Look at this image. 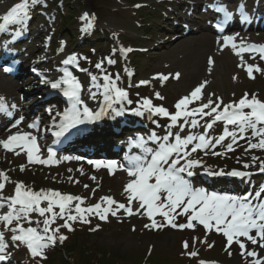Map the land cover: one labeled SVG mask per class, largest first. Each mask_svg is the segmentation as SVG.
I'll return each mask as SVG.
<instances>
[{
    "label": "rangeland",
    "instance_id": "rangeland-1",
    "mask_svg": "<svg viewBox=\"0 0 264 264\" xmlns=\"http://www.w3.org/2000/svg\"><path fill=\"white\" fill-rule=\"evenodd\" d=\"M15 1L17 0H0V16L2 11ZM187 1L191 0H40V4L30 7L29 14L26 16L30 18L28 24L23 27L22 23L25 22V17H23L9 30L14 32L9 36L12 40L18 35L17 30L21 31L25 28L30 30L31 35L35 36L30 40L33 44L24 43V41L14 44V47L24 53L35 50L38 56L32 59L29 67L30 75L24 84L14 83L13 85L10 82L11 87H14L12 90L11 87L0 86V97H7L8 99L4 100L10 101V95L13 93L15 99L19 101L24 98L23 89H44L43 83L46 80L39 75V72L47 74L48 78H51L48 81L60 79L62 61L66 56L74 54L88 70L82 75L89 89L86 92L89 99H93L91 93L97 91L92 87L89 73L95 75L101 84L106 74L113 78L119 77L116 80L117 86L126 90L132 101V104L122 102L120 106H123L128 115L136 116L137 119L135 117L126 118L118 123H149L151 127H172L176 131L189 125L196 127L194 131L200 132L203 124L212 119L211 117L196 115L187 119L181 118L176 125H173L169 117L149 113L142 108L140 109L142 114L137 115L134 109L140 108L143 98H149L154 106H163L170 114H174L176 112L174 105L177 101L205 82V87L202 89V100L194 101L189 108H196L200 103L207 102L209 98L215 100L216 97L222 98L227 104L238 101L245 93L249 98L255 95L264 101V60L260 59V55L238 57L230 47L220 42L217 45L225 51L227 49L225 55L229 57L231 64L223 62L222 50L215 49L202 51L196 58L199 63L196 61L197 63L194 62L193 66L187 64L188 58L195 55L190 52L199 47V43L205 37L215 38L210 32L205 31L208 28L207 24H197L196 28L190 27V25L193 26L191 23L187 24L185 29H189V35L184 34L179 38L182 42H188L182 43L170 54H164V49L161 48L162 42L178 37L175 33L182 31V23H186L184 17L193 13L192 6ZM199 1L207 2V0ZM86 12L90 14V17L95 18L94 26L88 31H83L86 22L81 19V16ZM6 37L3 36V38ZM36 38L38 39L35 40ZM256 40L264 41V37H256ZM87 45L90 46L85 49ZM113 49L117 51L114 52ZM120 49H131V51L121 52ZM107 58H111L114 63L109 64ZM209 58L213 60L211 65L208 63ZM176 60L179 63H176ZM101 61L103 65L97 69L95 65ZM248 64L261 70L253 72L254 79L247 75L246 66ZM199 65L204 69L202 73L199 72L201 70H197ZM160 67L166 70L163 76H167V80H161L159 78L161 73L154 71ZM152 68L156 69L152 70ZM78 69L81 70L80 64ZM187 71L190 75L184 80H179L184 75L183 72ZM177 73L179 74L178 79L176 78ZM4 79L9 81L6 75ZM141 81L148 83L140 84ZM168 84L169 90L166 91ZM156 93H160L163 99H158ZM32 99L28 98L29 101ZM33 101L34 99L30 102ZM54 107L55 110L46 123H51L53 118L60 117L61 110L57 109V105ZM114 107L116 108V105ZM245 111L248 110L245 109ZM4 120L2 121L0 116V122ZM193 120L196 121L195 124L192 123ZM216 123H218L216 125L217 134L226 129L235 134L237 140L233 143V150L228 151L225 145L232 143L231 136H228L221 144H215V139H213L208 148L193 156L201 161L200 168L244 167L245 164L250 165L251 169L259 167L260 162L264 161V150L248 149L249 141L256 142L251 130L248 129L241 133L238 125L226 128L223 124L226 123L225 121ZM253 157L258 159L253 161ZM72 161L52 168L33 166L29 164L26 154L20 153L19 156L6 154L0 148V171L6 172L9 178L8 181H3L7 183V188L2 195L11 196L15 182L21 181L26 188L36 192L42 189L57 190L61 194L80 196L84 198L81 207L94 205L103 196H112L120 203H127L124 187L130 179L129 176L121 177L116 174L111 177L108 176L110 171L105 168L89 172L88 168L92 166L80 160ZM20 165L25 166L23 171L20 170ZM197 178L200 177L197 176ZM250 178L252 181L258 180L256 189L261 187L264 191V176ZM211 181L216 182L217 180ZM211 181L206 182L215 187ZM76 203L78 202H72L73 207ZM46 205L47 201H42L41 206ZM115 207L113 205V208ZM6 211V208L0 209V214ZM54 211L58 213L59 208H54ZM176 211L179 212L180 209ZM133 213L128 215L120 209L117 215L109 214L106 220L90 215L87 217L90 223L72 222L73 230L70 233L66 228H60L59 234L67 237V245L63 246L64 241L62 243L58 241L54 246L47 247L44 250V258L31 257L26 246L18 244L16 247H10L8 250L11 253V264H51L50 259L43 263L42 260L52 258V256L54 257L52 264L60 262L63 257L60 264H104L108 260L107 257L111 260L118 256L121 257L120 263L126 261L128 264H132L130 262L132 258H136V264H140L145 257H150V261L156 264H179L185 257H193V264H201V261L204 264H247V261L251 259L242 257L241 250L235 243L228 248L226 238L222 233L215 229L206 230L195 221L193 222L195 227L192 229L173 228L163 217L156 215L154 219L158 227L145 228L144 225L151 224V221L144 214V210L137 211V207H134ZM31 218L34 221L43 220V217H39L37 213H32ZM186 222V216L180 215L175 218V223L178 225ZM22 223L25 227L28 226L27 222L22 221ZM63 223L64 220L57 218L51 227L55 228ZM40 227L42 228L43 225L41 224ZM93 228L96 230L92 231ZM185 242L188 244L187 248L184 247ZM80 245L88 247L86 248L88 251L81 250ZM67 246H70L72 251L68 256H63L65 252H68ZM247 246L264 257V249L258 245H252L249 242ZM148 251L152 252L147 253ZM192 252L197 255H191ZM88 253L94 255L91 256Z\"/></svg>",
    "mask_w": 264,
    "mask_h": 264
},
{
    "label": "snow or ice",
    "instance_id": "snow-or-ice-1",
    "mask_svg": "<svg viewBox=\"0 0 264 264\" xmlns=\"http://www.w3.org/2000/svg\"><path fill=\"white\" fill-rule=\"evenodd\" d=\"M40 4V0H21V2L13 5L7 13L3 16L4 23L0 24V31H4L6 25L16 23L22 20L23 17L28 16L31 6ZM139 7V5H137ZM225 19H231L234 15L233 12L228 11L227 7L220 9ZM235 14L243 15L246 18V6L238 5L235 9ZM81 19L86 22L83 31H88L94 26V17H90L89 13H84ZM225 46L231 45V50L237 56L247 48H259L261 53L260 59L264 60V45H244L241 43L240 51H237L236 37L226 35L223 37ZM113 51H117L113 49ZM121 52H130L131 49H120ZM255 59V57H252ZM109 64L114 63L111 58H107ZM63 64H76L77 57L69 56L62 61ZM209 65L213 64L212 58L208 60ZM103 61L98 62L95 67L100 69ZM78 66V64H77ZM243 66V64L241 65ZM8 70V69H6ZM87 72V69H81ZM254 71H261L258 67L254 68L253 65L246 66L247 75L250 78L253 76ZM92 87L100 93L103 97V104L99 112H93L87 106L81 107L83 101L81 99V92L84 90L83 85L79 80L65 69L63 76L56 81H48L51 88L60 89L63 95L72 101V108L63 114V121L60 125L59 131L55 134L57 137L62 136L65 132L75 128L77 125L84 124L98 119L105 109L111 108L114 103H122L127 101L132 104L128 99L126 90L120 88L116 84L119 77L113 78L109 75H104L103 83L97 81L95 75L90 74ZM161 80H167V76L161 75ZM179 78V74H176ZM147 81H141L140 84H147ZM206 83V82H205ZM205 83H201L186 96L180 98L174 105L176 112L170 114L169 111L163 106H154L151 99L143 98L140 108L134 109L135 114L141 115V108L149 113L156 115L170 117L173 125H176L181 118L187 119L196 115L208 116L213 121H226L229 125H238L239 130L243 133L245 130L250 129L251 134L256 138V142H248V149L259 148L264 150V101L258 99L255 95L249 98L248 94L240 98L238 101H233L225 104L220 97L215 100L209 98L207 102H202L196 108H189V105L194 101L202 100V89ZM63 86V87H62ZM139 86V85H137ZM102 89V91H101ZM158 99H163L160 93L155 94ZM93 99L96 98V93H91ZM9 107L15 108L13 104L7 105L4 98L0 97V112H8ZM207 109V111H205ZM247 109L248 111H245ZM123 109L117 114H122ZM57 115H60L57 113ZM23 121V117L15 120L11 127H18ZM196 123L195 120L192 121ZM213 125L207 124L208 128ZM29 128L37 127L36 123H30ZM175 135L174 142H168L169 136ZM228 136L232 137V143L225 145L228 151L233 150V143L236 142L237 136L231 132H225L214 140L215 144H221ZM153 143L158 144V147H148L147 142L143 137L135 140L133 146L143 150V155H133L129 157V165L117 166L114 162H109L105 166L110 170L115 167H120L127 172L129 181L124 187V193L127 194V203H120L112 196H103L100 201L88 207H81L84 198L80 196H73L70 194H61L57 190H40L39 192L33 191L21 181L15 182L14 194L11 196H3L2 191L5 188L3 181H8L7 173L0 171V209H7L6 212L0 214V264H11L10 247H16L18 244L26 246L29 250L31 257L44 258V250L49 246H54L58 241L62 243L67 239L65 235L59 234L60 228H66L72 231V222L80 221L82 223H90L87 218L90 215H95L101 220H106L108 215H117L120 209L128 215L133 213V202L137 204V211L144 210V214L151 221V224H145L144 227H158L154 217L160 215L173 227L180 229H192L195 227L194 221L202 225L206 230L215 229V231L222 233L226 238V245L231 248L235 243L240 251V255L244 258H251L247 264H264V257L254 249L249 248L247 245L250 242L252 245H258L264 249V191H256L240 198L235 196H220V195H206L202 192L194 190L190 187L188 181L184 179L181 173H187L192 176V171L201 164V161L191 157V154L200 149L209 147L210 141L204 136L199 137L188 136L182 138L179 134L169 132L163 137H158L152 134L149 137ZM194 140H198L191 150H188L189 145L193 144ZM0 145L7 151L13 152L19 156L21 151L26 153L29 163L46 164L49 160L40 159L34 156L33 153L37 149L36 137L28 132L21 133L17 131L15 134L10 135L6 140H0ZM20 149V151H17ZM181 159L184 164H181ZM253 161L258 158L253 157ZM91 163V162H90ZM96 166L100 167V162H96ZM250 165L245 164L244 167L248 168ZM24 165H20V170H24ZM259 170L264 172V161L260 162ZM225 173H212L209 175ZM231 176H247L249 173L233 170L227 173ZM95 179V177H92ZM85 187H88L85 185ZM95 191V190H93ZM253 198L259 200L260 203L254 204ZM42 201H47V205L42 207ZM76 201L73 207L72 202ZM102 205H106L103 206ZM113 205L116 207L113 208ZM58 207L59 212H55L54 208ZM180 209L179 212L176 210ZM37 213L43 220H32L31 214ZM186 216L187 222L176 224V216ZM64 220L62 225L52 228L51 225L55 223L56 219ZM22 221L27 222L25 227ZM35 224L36 226H32ZM41 224L43 227L41 228ZM6 230V231H5ZM95 231L96 229H91ZM184 247L187 248L188 244L185 242ZM191 255L195 256L197 253L192 252ZM229 255L231 252L229 251ZM201 264H204L201 261Z\"/></svg>",
    "mask_w": 264,
    "mask_h": 264
},
{
    "label": "bare ground",
    "instance_id": "bare-ground-1",
    "mask_svg": "<svg viewBox=\"0 0 264 264\" xmlns=\"http://www.w3.org/2000/svg\"><path fill=\"white\" fill-rule=\"evenodd\" d=\"M230 2L231 3H233V0H230ZM250 3V2H249ZM251 4V3H250ZM257 10L258 11H261V12H263L264 13V0H258V2H257ZM3 12V11H2ZM4 13V12H3ZM2 13V14H3ZM27 19H29L30 20V18H27ZM198 20H200V21H202L201 23H203L204 22V18H201V19H198ZM9 25V24H8ZM8 27V26H7ZM24 27V26H23ZM181 35V34H180ZM234 37H236V42H237V50H238V48H239V46H241V43H243V41H245V38H243L242 36H239V35H235ZM184 40V39H183ZM188 42V41H187ZM187 42H182L181 41V39L179 38V37H176V38H174V39H171V40H168V41H165V42H162V49H164V51L163 50H161V51H163L164 52V54H170L171 52H173L175 49H178V47L183 43H187ZM215 40H213L210 36L209 37H205L204 39H203V41H201L200 43H199V47H197V48H194L193 49V51H191L190 53H193V54H195L193 57H190V58H188V60H187V64H189L190 66H193L192 64L194 63V62H196L197 60H196V58H197V56L198 55H200L201 53H202V51H204V50H213V49H215V50H217V51H219V50H222L223 51V54L221 55L222 57H223V62H226V64H231L232 62H231V60H229V57H227L226 55H225V53L227 52V49H226V51H225V49H222V47H220V46H216L215 47ZM244 44V43H243ZM227 47H231V45H228ZM3 50H0V54H2L3 52H6V53H9V55L12 57V55H14V56H16V57H20V58H22V61L23 62H25V64H28V60H29V58L32 56H35V52H32V53H30V57H29V55H27V54H25V55H23V54H19L17 51H15L12 47H11V45L9 46V45H4L3 46V48H2ZM241 55H245L244 53H242L241 52ZM240 55V56H241ZM38 56V55H37ZM36 56V57H37ZM198 62V61H197ZM196 62V63H197ZM37 64H38V62H36ZM176 63H179V61L178 60H176ZM186 63V62H185ZM199 63V62H198ZM162 67H160L159 69H156V68H152V70L153 69H156V70H154V71H158L159 73H161V75H164V73H165V71L166 70H164V68H162ZM197 70L199 71V70H201V71H199V72H201L202 73V71L204 70L200 65H199V67L197 68ZM197 71V72H198ZM188 72V71H187ZM183 72V74L184 75H182V78L181 79H179V80H184L185 79V77H188L189 75H190V73L188 72ZM197 72H195V73H197ZM185 73H187V74H185ZM195 73H193V74H195ZM1 76H0V86L1 87H3V86H7V87H10L11 86V84H10V82L9 81H7L6 79H4V76L2 75V74H0ZM39 75H42L43 76V78L44 79H50V78H48V76H47V74H43V73H41V72H39ZM188 81H189V79H188ZM181 84H182V82H180ZM170 84V83H169ZM169 84L166 86V88H165V90L166 91H168L169 90V88H168V86H169ZM163 85V84H162ZM183 85V84H182ZM182 87V86H181ZM179 91H180V89H178ZM85 91L87 92L88 91V88H87V86H86V89H85ZM86 92H85V94H86ZM11 99H15L14 98V95L12 94L11 95ZM87 99V98H86ZM89 100V99H88ZM69 104H72V101H70V103ZM93 105L95 106H93L94 108H95V110H97V108H98V106H99V104H97L96 102H94L93 103ZM119 107V108H118ZM118 107H116V108H110V110L108 111V113L105 115V116H100L98 119H96L95 120V123H97V127L98 126H102V128H105V129H108L109 128V130L111 131L112 130V132L111 133H113L114 134V137H113V140L114 141H116L117 140V138L119 137V135H118V133H117V131H114L115 129H118V128H122L123 127V125L121 124V123H118V121L119 120H124V119H126V118H134L135 117V119H137V117L136 116H132L131 114H129L128 115V112L126 111V110H123L122 111V114H116L115 112H120L121 111V106H118ZM118 108V109H117ZM10 109H12V108H10ZM9 109V111L8 112H14L15 111V109H12V110H10ZM112 110L114 111V110H116V111H114V112H112ZM172 114V113H171ZM55 119H56V117H55ZM168 119H170V118H168ZM138 122V121H137ZM101 123V124H100ZM127 124V123H126ZM129 125H131V127L130 128H144V127H146V126H149V123H128ZM128 126V125H127ZM94 129H97L96 127L94 128ZM135 129H133V130H135ZM114 170L116 171V172H120V171H118V169L117 168H114ZM247 179V178H246ZM199 192H201V191H199ZM202 193H204L203 191H202ZM204 194H206V193H204ZM119 196L121 195L120 193L118 194ZM206 195H208V194H206ZM134 204H136V202H133Z\"/></svg>",
    "mask_w": 264,
    "mask_h": 264
}]
</instances>
